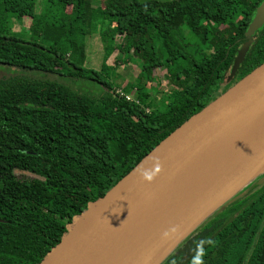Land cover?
<instances>
[{
  "label": "trees",
  "instance_id": "trees-1",
  "mask_svg": "<svg viewBox=\"0 0 264 264\" xmlns=\"http://www.w3.org/2000/svg\"><path fill=\"white\" fill-rule=\"evenodd\" d=\"M45 1L70 8L65 25V13L59 25L43 14L23 40L7 24L33 16L36 0H2L0 65L20 73L0 79V264H39L90 202L264 62V23L246 34L263 0H102L89 20L90 0ZM99 19L108 25L101 38L113 34L95 70L84 65L83 40ZM114 49L140 64L132 83L105 80ZM167 66L175 87L152 96L154 72ZM240 194L161 264H194L201 243L204 264H264V185Z\"/></svg>",
  "mask_w": 264,
  "mask_h": 264
},
{
  "label": "water",
  "instance_id": "water-1",
  "mask_svg": "<svg viewBox=\"0 0 264 264\" xmlns=\"http://www.w3.org/2000/svg\"><path fill=\"white\" fill-rule=\"evenodd\" d=\"M263 23L264 0L246 34L251 36ZM263 172L264 62L184 121L90 202L39 264H161Z\"/></svg>",
  "mask_w": 264,
  "mask_h": 264
},
{
  "label": "rangeland",
  "instance_id": "rangeland-1",
  "mask_svg": "<svg viewBox=\"0 0 264 264\" xmlns=\"http://www.w3.org/2000/svg\"><path fill=\"white\" fill-rule=\"evenodd\" d=\"M103 5L102 0H90V8L86 12V17L89 20L90 19V13L91 10L96 9ZM49 8V9H47ZM34 15H27L21 20V21H9V24H7L8 27H10V34L21 38L23 40L29 39V34L31 33L35 21L37 17L43 16V14H47V17L54 18L55 22H53V25H59V20L62 17V13H65L66 17H63V26L65 25V21H67L68 15L71 14L70 8H66L64 12H61V9L59 6L50 5L46 3L45 0L41 1L36 0V4L34 7ZM3 5L2 0H0V16H3ZM49 21V20H48ZM98 21V27L95 30H88L85 38L83 40V49H85V67L90 69L99 70L102 65V61L104 58V49H109L110 40L109 36L113 34V31H111L108 38H105L104 40L101 38L100 33L102 31H106L108 29L107 21L104 20L101 21L100 19ZM224 25L219 27V29H222ZM11 31L13 33H11ZM104 33V32H103ZM102 33V34H103ZM184 39L185 42H190L193 38L191 35H187V33H184ZM114 40L116 42H121L122 37L121 36H115ZM106 64L108 66H114L115 70H108L103 73V76L106 81L110 82L111 84L116 83L115 78L120 75L122 79L125 81L132 83L136 76L138 75L140 64L135 60L125 59L121 54L118 53L116 49H114L111 54L109 55ZM15 70V71H14ZM14 73H20L14 68H10L7 66L0 65V79L9 77L11 75H14ZM117 74V76H116ZM177 74V70L173 67L167 66L162 67L154 72V78L153 81L150 83L151 86V95L153 96L156 91H169L172 90L175 86L171 83H169L170 79H174L175 75ZM157 79L160 80V82L157 83ZM228 81V75L225 76V82ZM178 83L176 80L174 81ZM131 97L134 99V94H131ZM158 98V97H157ZM159 110H162V105H158L157 107ZM19 175H23L26 177H31L27 173H19ZM264 185V172L257 175L241 192L239 196L244 195L247 193L250 189H253L255 187H261ZM237 193L236 195H238ZM221 209V208H220ZM262 259H264V250L262 253Z\"/></svg>",
  "mask_w": 264,
  "mask_h": 264
},
{
  "label": "clouds",
  "instance_id": "clouds-1",
  "mask_svg": "<svg viewBox=\"0 0 264 264\" xmlns=\"http://www.w3.org/2000/svg\"><path fill=\"white\" fill-rule=\"evenodd\" d=\"M148 179H151V177H147ZM171 232L176 231V228H172L170 230ZM169 235V232H164L163 237L166 238ZM204 255L205 251L203 249L202 243L197 245V255L194 257V264H204Z\"/></svg>",
  "mask_w": 264,
  "mask_h": 264
},
{
  "label": "built area",
  "instance_id": "built-area-1",
  "mask_svg": "<svg viewBox=\"0 0 264 264\" xmlns=\"http://www.w3.org/2000/svg\"><path fill=\"white\" fill-rule=\"evenodd\" d=\"M118 93H119L120 95L124 96L125 99H126L127 101H134V102H135V100L131 97V95L124 94V93L121 92L120 90L118 91ZM146 111H147V110H146Z\"/></svg>",
  "mask_w": 264,
  "mask_h": 264
},
{
  "label": "crops",
  "instance_id": "crops-1",
  "mask_svg": "<svg viewBox=\"0 0 264 264\" xmlns=\"http://www.w3.org/2000/svg\"><path fill=\"white\" fill-rule=\"evenodd\" d=\"M49 9V8H48Z\"/></svg>",
  "mask_w": 264,
  "mask_h": 264
}]
</instances>
